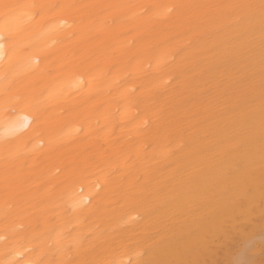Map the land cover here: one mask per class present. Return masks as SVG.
<instances>
[{
  "label": "bare ground",
  "instance_id": "obj_1",
  "mask_svg": "<svg viewBox=\"0 0 264 264\" xmlns=\"http://www.w3.org/2000/svg\"><path fill=\"white\" fill-rule=\"evenodd\" d=\"M252 258L264 0H0V264Z\"/></svg>",
  "mask_w": 264,
  "mask_h": 264
},
{
  "label": "rangeland",
  "instance_id": "obj_2",
  "mask_svg": "<svg viewBox=\"0 0 264 264\" xmlns=\"http://www.w3.org/2000/svg\"><path fill=\"white\" fill-rule=\"evenodd\" d=\"M243 245V244H242ZM240 247H241V245H240ZM252 260H254V261H252L253 262V264H264V258H260V260H257L256 258H252ZM249 262V263H248ZM247 263L248 264H250V262H251V260L250 261H248ZM247 263H244V264H247Z\"/></svg>",
  "mask_w": 264,
  "mask_h": 264
}]
</instances>
